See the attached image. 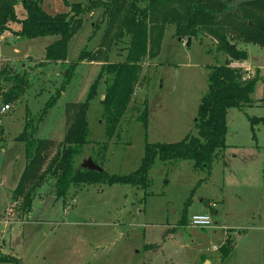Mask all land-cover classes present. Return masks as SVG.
<instances>
[{
	"label": "rangeland",
	"instance_id": "rangeland-1",
	"mask_svg": "<svg viewBox=\"0 0 264 264\" xmlns=\"http://www.w3.org/2000/svg\"><path fill=\"white\" fill-rule=\"evenodd\" d=\"M66 1L82 3L81 10L89 2ZM66 1L49 0L54 12L65 9ZM188 1L153 2L149 51L128 107L111 131L100 103L107 86L101 70L126 55L129 37L121 32L132 0H116L114 13L104 15L98 7L81 15L83 23L66 41L63 60L45 59L46 47L57 35L26 38L17 34L18 21L3 26L0 94L10 86L4 80L9 74L27 72L29 83L18 99L8 102L10 109H0V256L10 255L16 262L0 264H264V124L254 125L253 132L249 121L264 117V48L238 37L240 30L226 31L247 53L242 61L232 60L224 50L218 52V41L207 30L189 37L183 27ZM209 1L214 6L233 4ZM0 4H11L18 18L27 15L22 0ZM85 48L95 58L71 64ZM227 61L241 71L244 81L256 82L251 103L228 109L227 147L218 152L209 171L196 168L191 160L158 158L148 188L71 184L64 196H56L55 180L46 168L65 144L81 104L88 100L90 134L76 167L92 157L109 174H128L140 165L147 142L172 143L196 133L194 122L210 67ZM91 87L96 93L90 98ZM52 96H57L55 104L35 132L38 138L53 140L38 171L47 178L13 197L26 165L24 143L15 137L26 118L36 122ZM145 106L146 126L140 119ZM32 189L35 195L26 210L24 196ZM211 202L218 203V214ZM208 209L213 226L190 223L193 214ZM227 236L233 245L224 257L221 248Z\"/></svg>",
	"mask_w": 264,
	"mask_h": 264
},
{
	"label": "trees",
	"instance_id": "trees-1",
	"mask_svg": "<svg viewBox=\"0 0 264 264\" xmlns=\"http://www.w3.org/2000/svg\"><path fill=\"white\" fill-rule=\"evenodd\" d=\"M88 1V4L84 5V10H81L82 3L66 1V6L70 8L69 11L52 14L44 9V0H22V5L27 12L23 18L16 16V10L11 4H0V34L9 20H15L20 24L17 34L21 37L36 38L57 35L58 38L46 47L45 59L46 61L63 60L66 58V41L83 23L81 15L98 7L104 9V15L109 11L114 13L116 10L114 6L116 0ZM137 1L132 0L130 3L122 26L121 34L129 37L124 59L108 62L101 70L107 75V86L100 103L107 115L110 131L119 123L128 107L138 82L142 60L149 51L150 31L152 30L149 18L153 13L151 6L155 0ZM237 1L233 0L232 5L214 6L209 0H189L186 4L187 19L183 26L185 33L191 37L196 36L199 30H207L217 39L218 52L224 50L230 54L232 60L242 61L247 53L246 50L237 48L236 43L228 39L226 31L231 34V32L240 30L238 37L264 48V0H244L236 6ZM139 2H143L144 5L141 6ZM113 18L115 19L116 15ZM176 31L181 32L182 30L178 27ZM92 36L93 34L90 38ZM88 57L94 59L95 55L93 56L91 50L85 48L80 52L77 61L71 64L79 63ZM244 79L246 78L242 79L241 71L231 67L229 61L212 65L207 77V91L201 97L194 122L196 133L188 134L182 140L172 143L147 142L140 165L134 171L123 175L109 174L104 169L102 172L89 170L75 165L76 157L88 143L90 134L87 100L80 105L75 125L65 140V144L50 159L46 168L48 177L52 176L55 180L56 196H64L71 184L79 186L94 183H117L148 188L150 186L148 175L158 158L162 161L191 160L196 168L209 171L215 156L227 147L228 109L230 107L242 108L252 101L250 95L256 79L246 81ZM4 80L10 82V86L0 94L1 104H8L9 101L18 99L29 83L27 72L9 74ZM90 90L89 97L91 98L96 90L93 87ZM56 99L57 96L49 99L34 124L26 118L22 131L15 137V140L24 143L26 165L14 189L13 197L23 195L29 184L39 185L47 178L46 174H39L38 171L48 157L53 140L38 138L35 132L38 124L55 104ZM148 114V107L145 106L140 116L145 126ZM249 121L254 132V125L264 124V117H249ZM34 195L33 189L25 194L23 205L26 210H30ZM232 245V238L227 236L221 248L224 257L232 249ZM3 258L1 259L0 256V261L16 263L10 255Z\"/></svg>",
	"mask_w": 264,
	"mask_h": 264
},
{
	"label": "built area",
	"instance_id": "built-area-1",
	"mask_svg": "<svg viewBox=\"0 0 264 264\" xmlns=\"http://www.w3.org/2000/svg\"><path fill=\"white\" fill-rule=\"evenodd\" d=\"M9 108H10L9 104H3L0 106L2 112L6 111ZM211 206L215 207V204L212 203ZM190 223L194 226L202 227V228L213 226L212 214L210 213V211L195 213L191 216Z\"/></svg>",
	"mask_w": 264,
	"mask_h": 264
},
{
	"label": "water",
	"instance_id": "water-1",
	"mask_svg": "<svg viewBox=\"0 0 264 264\" xmlns=\"http://www.w3.org/2000/svg\"><path fill=\"white\" fill-rule=\"evenodd\" d=\"M242 1H244V0L237 1L236 6H238ZM0 106H1V102H0ZM80 166L82 168H86L89 170H95V171H99V172L103 171V168L101 166H99L98 164H96L94 162V160L92 159V157H88L87 159H85Z\"/></svg>",
	"mask_w": 264,
	"mask_h": 264
},
{
	"label": "crops",
	"instance_id": "crops-1",
	"mask_svg": "<svg viewBox=\"0 0 264 264\" xmlns=\"http://www.w3.org/2000/svg\"><path fill=\"white\" fill-rule=\"evenodd\" d=\"M44 9L46 10H49V13H52V14H54V13H58V12H64L66 9L68 10V7L66 6V8L65 9H63V10H61V11H57V12H54L52 9H51V7H52V5H51V3L49 2V0H44ZM10 39H12L11 37H9ZM10 109V108H9ZM211 203H214L215 204V207H213V210H212V212L214 213V214H218L219 213V210H218V203H216V202H211ZM210 203V204H211ZM207 211H209V209L207 210Z\"/></svg>",
	"mask_w": 264,
	"mask_h": 264
}]
</instances>
